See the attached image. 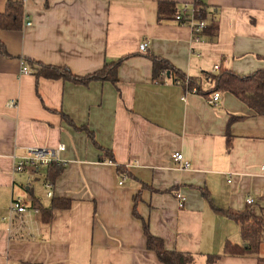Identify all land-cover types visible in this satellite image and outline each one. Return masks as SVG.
Returning a JSON list of instances; mask_svg holds the SVG:
<instances>
[{
	"label": "crops",
	"instance_id": "0c3cea01",
	"mask_svg": "<svg viewBox=\"0 0 264 264\" xmlns=\"http://www.w3.org/2000/svg\"><path fill=\"white\" fill-rule=\"evenodd\" d=\"M15 2L20 29L0 30V264H161L142 221L165 250L195 255V264L241 246L229 213L264 212V115L228 93L210 107L203 94L154 82L151 58L199 82L202 93L213 89L204 73L215 67L264 71V0H0V16ZM196 3L206 23L198 41L174 21ZM160 4L173 14H160ZM120 59L115 82L37 77L46 66L84 78ZM22 61L29 74L20 73ZM58 145L63 169L50 182L49 167L29 185V172L14 173L27 149ZM15 197L28 211L9 225ZM52 200L69 207L52 209L46 222ZM258 257L264 232L257 256L214 264Z\"/></svg>",
	"mask_w": 264,
	"mask_h": 264
},
{
	"label": "trees",
	"instance_id": "16d2710c",
	"mask_svg": "<svg viewBox=\"0 0 264 264\" xmlns=\"http://www.w3.org/2000/svg\"><path fill=\"white\" fill-rule=\"evenodd\" d=\"M21 10V3H8L5 13L0 16V30H19L21 25ZM163 10L170 15L173 14L171 5L160 4V14L163 13ZM161 17L160 15V19H162ZM212 27L215 29V25H212ZM122 61L123 59H120L116 63L106 64L102 70L84 78L72 77L66 68L40 66L37 71V77L71 79L76 82H85L86 80H110L115 82L116 68ZM151 62L153 66L152 78L156 83L160 80H169L181 86L185 90V93L190 92L195 87L197 88V94H203L206 98L213 92L228 93L255 114L264 115V71H257L246 76H238L230 70L217 67L215 74L204 73L206 81L214 83V87L211 91L202 93L199 82L175 70L167 61L158 57H152ZM109 160L113 161L111 157ZM48 169L50 173L46 181L50 182L52 177L57 175L63 167L51 164ZM118 173L122 174L120 168H118ZM68 207L69 203L67 201L52 200L51 206L48 209L42 210L44 221H49L48 217L52 209H67ZM229 217L238 223L243 244L241 246L226 244L222 255L208 256L205 259L206 264H214L222 256L258 255L261 236L264 232V212H255L253 209H250L247 212H230ZM142 230L146 239V248L155 254L161 264H195L197 260L195 255L165 250L162 241L150 234L148 224L143 221ZM245 244L246 247H244ZM258 264H264V259L258 257Z\"/></svg>",
	"mask_w": 264,
	"mask_h": 264
},
{
	"label": "built area",
	"instance_id": "2783aa9c",
	"mask_svg": "<svg viewBox=\"0 0 264 264\" xmlns=\"http://www.w3.org/2000/svg\"><path fill=\"white\" fill-rule=\"evenodd\" d=\"M22 2H26L27 0H21ZM200 13V9L197 7V3L195 6L184 5L182 8L177 10L174 14V21L182 26H188V28L192 32L193 39L195 41L199 40V37L202 31L206 28V23L204 20L198 18ZM30 25L27 23V26ZM148 47V42H143L139 46V51H145ZM217 67H215V70ZM29 68L24 61L21 62V74H29ZM191 94H197V88L193 87L190 92ZM221 95L219 92H213L210 94L208 98H206V102L210 107H217L220 103ZM11 104V103H10ZM65 149L64 145H58L56 149H39V148H29L26 151V154L18 158L14 165V173H23L29 172L26 178V184L29 185L33 180V176L36 172H38L41 168H47L51 164H62L59 154L63 152ZM172 159L174 162L178 163L181 169H188L189 163L183 159V156L179 152H175L172 155ZM121 182H119V185ZM45 189L47 190V196H52V186L49 183H45ZM177 198L181 199V195L177 194ZM253 200L248 199L246 201L247 205H251ZM28 208L23 199L19 197H15L12 199L10 204V212L6 218L8 224L10 225L13 221V218L18 216L22 217L25 213H27ZM34 213H38L37 210H34Z\"/></svg>",
	"mask_w": 264,
	"mask_h": 264
},
{
	"label": "rangeland",
	"instance_id": "374dc122",
	"mask_svg": "<svg viewBox=\"0 0 264 264\" xmlns=\"http://www.w3.org/2000/svg\"><path fill=\"white\" fill-rule=\"evenodd\" d=\"M119 179H120L119 181L123 182V179L122 178H119Z\"/></svg>",
	"mask_w": 264,
	"mask_h": 264
},
{
	"label": "water",
	"instance_id": "95a60500",
	"mask_svg": "<svg viewBox=\"0 0 264 264\" xmlns=\"http://www.w3.org/2000/svg\"><path fill=\"white\" fill-rule=\"evenodd\" d=\"M244 247H246V244L244 245Z\"/></svg>",
	"mask_w": 264,
	"mask_h": 264
}]
</instances>
